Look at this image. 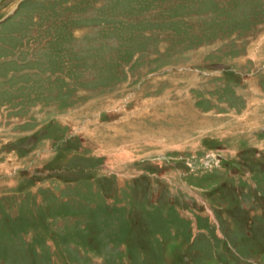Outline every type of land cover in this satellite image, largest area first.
I'll return each instance as SVG.
<instances>
[{
  "label": "rangeland",
  "instance_id": "374dc122",
  "mask_svg": "<svg viewBox=\"0 0 264 264\" xmlns=\"http://www.w3.org/2000/svg\"><path fill=\"white\" fill-rule=\"evenodd\" d=\"M0 264H264V0H0Z\"/></svg>",
  "mask_w": 264,
  "mask_h": 264
}]
</instances>
